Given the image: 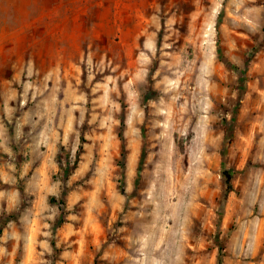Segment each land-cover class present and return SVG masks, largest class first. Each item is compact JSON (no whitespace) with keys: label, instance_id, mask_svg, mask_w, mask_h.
I'll use <instances>...</instances> for the list:
<instances>
[{"label":"rangeland","instance_id":"1","mask_svg":"<svg viewBox=\"0 0 264 264\" xmlns=\"http://www.w3.org/2000/svg\"><path fill=\"white\" fill-rule=\"evenodd\" d=\"M77 1L46 75L73 20L0 0V264H264V0Z\"/></svg>","mask_w":264,"mask_h":264},{"label":"crops","instance_id":"2","mask_svg":"<svg viewBox=\"0 0 264 264\" xmlns=\"http://www.w3.org/2000/svg\"><path fill=\"white\" fill-rule=\"evenodd\" d=\"M83 1V0H82ZM56 2V3H55ZM55 2L52 3V8H51V15H52V20L54 24H57L59 26L63 25V20H73L72 21V28L71 29H67L66 31L64 30H58V34L61 35V31L63 32V35L68 37V41H71L72 44H74V48L77 49V53L72 55L69 52H65V50H62L63 48L57 47V54L52 57L56 58V59H60V61H56V63H51L50 66L46 65L43 69L41 68V72L49 75V74H61L66 72V74L68 72H70L71 67L69 65L72 66V62L76 63V61L78 62V60L76 59L79 52L84 50V42L87 41L86 39V35L84 33V31H82L81 33L83 34V37L81 39L78 40V42L76 43V39H75V27L78 23L79 26H84L86 25L85 21H81V19L79 20V14H81L80 12H84L85 10V3L83 2L82 5L83 7H78L76 8L78 1L77 0H55ZM100 3V2H99ZM87 8V7H86ZM79 10V11H78ZM79 12L76 15V12ZM76 20H78L76 22ZM58 37V36H57ZM64 49H67V47H64ZM69 49V47H68ZM72 52V51H71ZM84 52L82 53V57H84ZM63 58H68L66 59V63L67 65H63ZM74 59H76V61L74 62ZM27 66V65H26ZM67 69V70H66ZM28 73H32L33 69L31 68V66H27V68L25 69ZM66 70V71H64ZM5 73V67L2 69L0 68V73ZM68 82L65 83L64 79H61L62 81L60 82V87L63 93V95L60 97L59 99V105H64L65 106V113H63L64 117H62L60 119V121H64L67 122L68 124L71 122H75V116H74V112L72 110H68V106L70 104L73 103V99L71 96L75 95L74 91H72V89H75V84H71L72 79L68 76L67 77ZM8 81V79H4L3 82ZM81 100V99H79ZM59 139H63V137H65L64 133L59 134L57 136ZM59 153V149H57V147H55V149H39L37 146L36 147H31L29 148L28 151L25 152V154H29V158L27 159V161L25 162L26 166H29L30 164L34 163L36 164V167L39 169H43V168H50L53 170H56L58 168V162H57V155Z\"/></svg>","mask_w":264,"mask_h":264},{"label":"trees","instance_id":"3","mask_svg":"<svg viewBox=\"0 0 264 264\" xmlns=\"http://www.w3.org/2000/svg\"><path fill=\"white\" fill-rule=\"evenodd\" d=\"M84 141H85V139H84V137H82V142H84ZM82 152H83V148H81L80 151L78 152V157H77V159L75 161V165H74V167L72 169L68 170V174H72L74 172V169L77 168L78 161H79L78 159H79V156L81 155ZM224 175L226 176L227 191H229V190H231L230 179H231L232 173H230L229 171H224ZM51 201H55V198L51 197ZM5 216H7V218H13L15 215H7L6 214ZM7 218L4 219V220L6 221ZM1 235H2V229H0V237H1ZM54 246H55V244H54ZM219 263H220V261H219Z\"/></svg>","mask_w":264,"mask_h":264}]
</instances>
